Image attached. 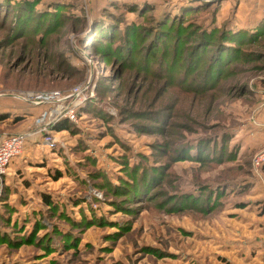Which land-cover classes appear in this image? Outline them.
<instances>
[{
	"label": "rangeland",
	"instance_id": "1",
	"mask_svg": "<svg viewBox=\"0 0 264 264\" xmlns=\"http://www.w3.org/2000/svg\"><path fill=\"white\" fill-rule=\"evenodd\" d=\"M0 3V264H264V0Z\"/></svg>",
	"mask_w": 264,
	"mask_h": 264
},
{
	"label": "built area",
	"instance_id": "2",
	"mask_svg": "<svg viewBox=\"0 0 264 264\" xmlns=\"http://www.w3.org/2000/svg\"><path fill=\"white\" fill-rule=\"evenodd\" d=\"M79 90V89H78ZM82 90L74 91L68 96L60 95L58 92H40V93H27L24 97L21 95L22 100L30 101L32 103L42 104V103H55L65 100L67 97H73L75 100L77 97H80ZM19 97V95H17ZM68 111L69 116L74 118V109H67L66 106L63 107ZM62 111V110H60ZM66 111V112H67ZM32 133H13L9 135H4L0 137V179L1 176L7 171V167L10 161L19 156L25 146L26 138L29 137ZM264 161V151L257 153L253 159V164L258 171V168Z\"/></svg>",
	"mask_w": 264,
	"mask_h": 264
},
{
	"label": "trees",
	"instance_id": "3",
	"mask_svg": "<svg viewBox=\"0 0 264 264\" xmlns=\"http://www.w3.org/2000/svg\"><path fill=\"white\" fill-rule=\"evenodd\" d=\"M71 126L72 125L70 124V121L68 119H64V120H61L60 122H58L57 124L53 125V128H54V130L61 131L64 129H69ZM15 158H13L11 161H13ZM263 167H264V161L261 164V168H263ZM45 200L50 202V199L47 197L45 198Z\"/></svg>",
	"mask_w": 264,
	"mask_h": 264
},
{
	"label": "crops",
	"instance_id": "4",
	"mask_svg": "<svg viewBox=\"0 0 264 264\" xmlns=\"http://www.w3.org/2000/svg\"><path fill=\"white\" fill-rule=\"evenodd\" d=\"M15 98V97H14ZM15 99H18V98H15ZM19 100H21V99H19ZM9 111H11V110H9ZM8 111V109H4V108H0V113H5V112H9ZM17 111V110H16ZM15 111V112H16ZM16 114H17V112H16Z\"/></svg>",
	"mask_w": 264,
	"mask_h": 264
}]
</instances>
